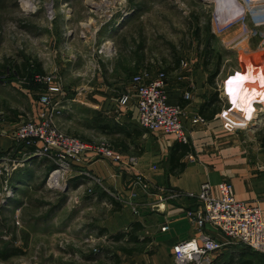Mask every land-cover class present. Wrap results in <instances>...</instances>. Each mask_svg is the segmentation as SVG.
<instances>
[{
  "label": "crops",
  "instance_id": "obj_1",
  "mask_svg": "<svg viewBox=\"0 0 264 264\" xmlns=\"http://www.w3.org/2000/svg\"><path fill=\"white\" fill-rule=\"evenodd\" d=\"M254 2H257L259 15L264 22V0ZM241 4L244 6L238 0H213L211 9L218 24L224 26V31L219 34L222 45L227 49L233 45L231 47L235 48L232 49L238 54L247 56L257 46L248 42L239 46L243 40L238 42L240 27L236 26H244L248 13ZM135 11L134 16L126 19L112 34H107L112 27L105 26L100 30L106 38L99 39V43L100 40L110 39L115 45L116 56L100 58L104 66L91 74L87 60H84L78 89L65 91L59 87L58 92L45 93L53 100L56 98L54 102L61 107L60 114L56 115L58 126L60 121L71 118L73 113L69 111L74 109L72 102L80 105L75 115L80 117L81 139L88 144L81 162L73 166L68 188L62 195L65 202L70 204L48 210L45 220H37L34 225L36 229H47L49 234L55 232L50 235V240L65 237L62 239L64 245L61 244L63 253H60V257L67 264H174L172 246L196 235L193 225L185 216V210L193 207L192 202L160 204L152 210L144 209L139 216H133L106 193H126L135 171L125 165H129L132 158L136 160V171L160 187L196 193L204 183H209L217 191L222 181H228L233 186L237 201L248 204L257 202L264 221V141L247 139L250 132L258 131L261 124L255 125L253 122L244 131L229 132L222 127L219 119L223 109L230 105L234 107L237 100L238 110L243 111L241 113L246 118L251 113V117L257 121L259 113H264V103L257 100L261 97L259 90L255 92L256 97L253 96L254 85L258 82L253 85L256 80L248 76L247 70L252 68L251 64L239 62L234 68L236 75H229L230 68L225 66L223 74L222 66L206 62L205 54L199 52L200 46L193 50L195 56H191L189 50H184L183 57H177L175 62L162 59L155 63L149 39L144 37L137 48L130 45L131 40L127 35L139 23L135 24V18H144L142 11ZM243 11L247 13L243 15ZM210 28L214 35L215 24L211 23ZM248 29L246 27V32ZM179 51L173 50L171 53ZM71 64H76V61L72 60ZM76 68L75 65L73 70ZM256 69L258 73L259 67ZM143 70H147L151 78H155L158 72L166 74L167 103L184 108L181 124L189 138V145L179 144L173 136L165 135L160 130L145 131L140 128L137 95L131 88L130 79ZM238 75L248 77L245 80L237 79ZM249 91L252 93L249 94ZM186 92L190 93L187 102L183 101ZM233 96L237 98L236 101ZM124 98L126 102L122 104ZM254 103H261L262 108L252 110ZM37 107H34L35 114L39 109ZM12 144L9 138L1 137L0 152L7 151ZM100 144L107 146L120 161L98 153L95 148ZM23 167L14 173L20 179L17 187L25 185L20 184L27 171V179L32 175L30 168ZM20 172L25 174L21 175ZM86 175L94 176L101 186L92 184ZM88 188H91V193L87 192ZM14 206L18 216L22 211L21 205ZM64 214L68 215L61 220ZM163 227H166L165 231L161 230ZM205 231L220 242L227 241L210 226L205 227ZM52 253L53 256L58 255L54 251ZM50 255L49 263L55 264L56 258ZM259 257L262 260L257 253L227 245L218 253L216 262L254 264V259Z\"/></svg>",
  "mask_w": 264,
  "mask_h": 264
},
{
  "label": "rangeland",
  "instance_id": "obj_2",
  "mask_svg": "<svg viewBox=\"0 0 264 264\" xmlns=\"http://www.w3.org/2000/svg\"><path fill=\"white\" fill-rule=\"evenodd\" d=\"M238 1L241 3V0ZM24 2H27L26 6L23 5ZM243 4L244 6H241L248 10V13L244 26H236L240 27L238 42L243 40L239 46L246 42L257 46H254L247 56L242 53L239 55L232 49L235 48L231 47L233 45L230 46L231 49L229 46L227 49L220 42L219 34H212L210 24L214 15L211 9L213 5L205 0H0V138H9L13 143L7 151L0 152V264H50L49 258L50 254L53 256V251L58 254L53 256V259L56 258L55 264H67L60 257V253H63L60 247L61 244L64 245L65 237H54V240H50V235L55 232L49 234L47 229H36L34 225L36 226L37 220H45L48 210L70 204L65 202L62 195L65 194L69 178L74 171L72 169L71 173L65 175L64 180L59 181L57 186L50 183L48 185L47 180L50 172L56 167L55 164L44 156H33L30 152L32 149L18 145L14 136L30 124H41L43 116V120H51L62 134L84 141L81 139L80 117L75 115L80 105L72 102L74 109L69 111L73 113L71 118L60 121L58 126L56 115L60 114L61 107L58 102H54L56 98L53 100L45 93L49 91V86L58 87V91L59 87L65 91L78 89L80 69L84 66V60H87L89 74L104 66L96 52L101 43L99 39L106 38L98 30L106 16L119 7L126 6L134 10L125 19L134 16L135 9L142 11L143 20L135 18V24L139 23L127 37H130V45L134 48H137L144 37L149 39L155 63L162 59L175 62L177 57H183L184 50H189L191 56H195L193 50L198 46L199 52L205 54L206 62L213 63V66L214 63L222 66L223 74L225 66L230 68L229 75H236L235 66L239 62H249L252 68L247 70L248 76L256 80L253 85L258 82L254 85L253 96L255 98V92L259 90L261 97L257 100L264 103L262 17L259 15L257 2L250 0L249 3ZM50 8L54 13L49 18ZM246 27L250 29L248 32ZM96 30L98 31L94 34ZM113 30L114 28L112 31L108 30L107 34H112ZM67 33L70 34L69 37ZM239 46L238 48H241ZM173 50L181 52L171 53ZM72 60H75L76 64H71ZM75 65L77 68L73 70ZM52 75L57 76L54 82L49 84L42 80ZM248 76L238 75L237 79L245 80ZM251 93L249 91V94ZM43 97L48 98V104L41 102ZM233 99L237 98L233 96ZM236 102L234 107H230L242 114L243 111L238 110ZM255 104L252 110L262 108L261 103ZM34 107L39 108L37 114L34 113ZM247 118H252L250 125L253 122L255 125L261 124L258 131L250 132L251 135L247 139L263 142L264 113H259L257 121L251 117V113ZM16 164L20 166L13 170L12 167ZM22 167L28 170L30 168L32 175L27 179V171L20 184L25 185L17 187L20 179L18 175L14 176V173ZM201 186L199 191L193 194H199ZM7 193L12 196L7 198ZM15 204L21 205L22 211L18 216ZM67 215L64 214L61 220ZM120 247L123 248L121 245ZM106 249L110 251L108 247ZM260 256L262 260L260 257L255 258L254 264H264V256ZM110 260L112 261V258Z\"/></svg>",
  "mask_w": 264,
  "mask_h": 264
},
{
  "label": "built area",
  "instance_id": "obj_3",
  "mask_svg": "<svg viewBox=\"0 0 264 264\" xmlns=\"http://www.w3.org/2000/svg\"><path fill=\"white\" fill-rule=\"evenodd\" d=\"M243 1L250 2V0ZM205 2L212 4V0H205ZM132 10L134 9L127 6L119 7L106 16L98 30L100 31L105 26L115 27L114 29L120 28L126 20L125 17ZM48 12L49 18L52 17L54 13L52 8ZM244 13L247 12L243 11V15H245ZM212 23L215 24V33L221 34L224 31V26L218 24L215 15H213ZM261 25L264 30V22ZM69 35L67 33L68 37ZM262 47L264 50V40ZM96 53L101 60L113 58L116 56L114 43L110 40L102 41ZM56 78L57 76L52 75L42 80L50 84ZM166 81L164 72H158L155 78H151L147 70L131 77V88L137 95L136 108L139 126L145 131L160 130L165 135L173 136L179 144L189 145V138L181 124V118L185 113L184 108L181 105L167 103ZM48 89L49 92L58 91V87L55 86H49ZM189 100L190 93L186 92L183 95V101ZM41 102L48 104L49 100L47 97H43ZM125 102L126 98L122 100V104ZM231 108L223 109L219 115L222 127L229 132L244 131L249 128L252 118L248 119ZM14 139L18 145H24L29 150L32 149L30 152L33 156H44L55 164L56 167L50 172L47 180L48 185L50 183L52 186H57L59 181L64 180L65 175L72 172L73 166L81 162L83 154L88 150V144L85 141L62 134L51 120H43V116L41 124H30L16 134ZM95 150L116 162L120 161L118 156H113L111 151L103 145L97 146ZM19 166L20 164L13 165L12 169L15 170ZM125 166L135 171L126 193H109V196L134 216H139L144 209L152 210L160 204L181 205L186 201L193 204V207L185 210V216L197 233L193 238L177 242L172 246L174 264H218L216 262L217 255L227 245L241 246L264 256V221L260 207L257 202L248 204L237 201L230 183L221 182L217 191L205 183L201 186L200 193L196 195L151 184L136 171L135 158H132L129 165ZM86 176L92 184L101 186L99 180L94 176ZM90 189H87L88 193H91ZM9 195L11 194L7 193V198ZM207 226L217 230L227 241L220 242L208 234L205 231ZM161 230L165 231L166 227Z\"/></svg>",
  "mask_w": 264,
  "mask_h": 264
},
{
  "label": "bare ground",
  "instance_id": "obj_4",
  "mask_svg": "<svg viewBox=\"0 0 264 264\" xmlns=\"http://www.w3.org/2000/svg\"><path fill=\"white\" fill-rule=\"evenodd\" d=\"M26 4H27V2H24V3H23V5H25V6H26ZM48 13H49V12H48ZM134 14H135V13H134ZM127 16H128V15H127ZM127 16H126V17H127ZM132 16H133V15H132ZM114 28H115V27H114Z\"/></svg>",
  "mask_w": 264,
  "mask_h": 264
}]
</instances>
